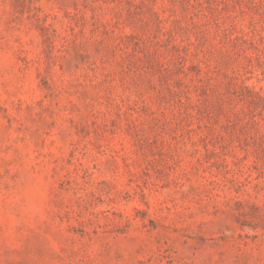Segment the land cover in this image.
Instances as JSON below:
<instances>
[{
    "label": "rangeland",
    "instance_id": "rangeland-1",
    "mask_svg": "<svg viewBox=\"0 0 264 264\" xmlns=\"http://www.w3.org/2000/svg\"><path fill=\"white\" fill-rule=\"evenodd\" d=\"M0 264H264V0H0Z\"/></svg>",
    "mask_w": 264,
    "mask_h": 264
}]
</instances>
